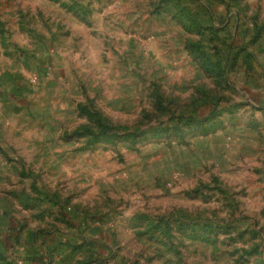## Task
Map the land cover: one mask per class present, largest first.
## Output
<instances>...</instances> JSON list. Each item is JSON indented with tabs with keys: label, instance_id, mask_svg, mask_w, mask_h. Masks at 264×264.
Wrapping results in <instances>:
<instances>
[{
	"label": "rangeland",
	"instance_id": "obj_1",
	"mask_svg": "<svg viewBox=\"0 0 264 264\" xmlns=\"http://www.w3.org/2000/svg\"><path fill=\"white\" fill-rule=\"evenodd\" d=\"M0 264H264V0H0Z\"/></svg>",
	"mask_w": 264,
	"mask_h": 264
}]
</instances>
